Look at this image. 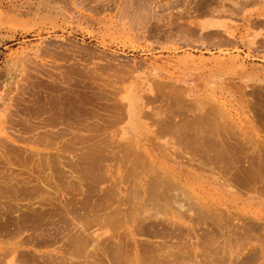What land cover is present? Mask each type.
<instances>
[{"label": "rangeland", "instance_id": "1", "mask_svg": "<svg viewBox=\"0 0 264 264\" xmlns=\"http://www.w3.org/2000/svg\"><path fill=\"white\" fill-rule=\"evenodd\" d=\"M212 21L264 54V0H0V264H264V83L178 57Z\"/></svg>", "mask_w": 264, "mask_h": 264}, {"label": "crops", "instance_id": "2", "mask_svg": "<svg viewBox=\"0 0 264 264\" xmlns=\"http://www.w3.org/2000/svg\"><path fill=\"white\" fill-rule=\"evenodd\" d=\"M213 18H206L205 21H211ZM223 22V19H217ZM258 22V21H257ZM264 21L258 22L257 31H264ZM224 23V22H223ZM219 24L215 22L208 23L205 30L201 29L202 41L204 42L201 46L199 54L194 51L197 49H192V51L185 52L178 57L185 58L186 63H184V79L190 81L189 84H198L213 82L220 83L221 81H229L232 76V72L236 73L237 80H246L248 82L254 83H264V58L258 51H252L250 53V60L245 59L239 52H244L247 48L242 46V43L236 37V47L226 45V43L218 42V44L205 43V36H211L222 32L223 29L217 27ZM263 26V27H261ZM264 37V36H263ZM208 38V37H207ZM254 39V38H253ZM260 41L262 47H264V40L255 38ZM254 42V41H253ZM264 51V48H262ZM245 55H248L245 53ZM194 67H193V65ZM241 65H244L243 67ZM244 68V69H243Z\"/></svg>", "mask_w": 264, "mask_h": 264}, {"label": "bare ground", "instance_id": "3", "mask_svg": "<svg viewBox=\"0 0 264 264\" xmlns=\"http://www.w3.org/2000/svg\"><path fill=\"white\" fill-rule=\"evenodd\" d=\"M58 81H59V80H58ZM68 95H69V94H68ZM76 96H77V95H76ZM57 97H58V96H57ZM59 97H60V96H59ZM59 97H58V98H55V99L60 100L59 103L62 104V98H61L62 96H61L60 98H59ZM63 97H64V96H63ZM77 97H78V96H77ZM67 99H68V97H67ZM82 99H83V98H82ZM65 100H66V99H65ZM75 100H76V99H75ZM75 100H74V102L72 101V104L75 103ZM83 100H84V99H83ZM68 101H69V100H68ZM84 102H85V101H84ZM76 104H77V103H76ZM76 104H75V105H76ZM79 104H80V103H79ZM79 104H78V105H79ZM63 105H64V104H63ZM63 105H61V106H63ZM73 105H74V104H73ZM54 106H55V105H54ZM76 106H77V105H76ZM81 106H82V104L80 105V107L77 106V108H78V113H79V110H80V112H81V109H82V111L84 110V109H83L84 107H81ZM58 107H60V106H58ZM85 109H86V108H85ZM95 109H96V108H95ZM134 109H135V105H131V106H130V111H129V118H130V125H131V127H136V126H137V123H136V122H137V115H136V113H135V112H137V111L134 112ZM210 109H211V108H210ZM60 111H61V110H60ZM84 111H85V110H84ZM61 112H62V111H61ZM212 113H213V111H212ZM60 115H62V114H60ZM56 117H58V116H56ZM56 117H55V118H56ZM218 117H219V116H218ZM60 118H61V116H60ZM60 118H59V119H60ZM28 119H29V118H28ZM56 119H57V118H56ZM227 122H228V121H227ZM227 122H226V123H227ZM186 123H187V122H186ZM211 123H212V122H211ZM76 125H77V124H76ZM228 125H229V124H228ZM25 126H26V125H25ZM27 126L30 127V126H33V125L30 123V121H28V122H27ZM27 126H26V127H27ZM81 126H82V125H81ZM211 126H212V125H211ZM86 127H87V124H86ZM231 127H232V126H231ZM212 128H214V127H212ZM68 129H69V128H68ZM75 129H76V128H75ZM79 129H80V128H79ZM79 129H78V130H79ZM218 129H219V128H218ZM66 131H68V130H66ZM209 131H211V129H210ZM213 133H214V132H213ZM230 133H231V132H230ZM207 134H208V133H207ZM55 135H56V134H55ZM63 136H64V135H63ZM206 136H208V135H206ZM211 140H212V139H211ZM89 145H90V144H89ZM243 146H244V145H243ZM259 151H260V150H259ZM33 153H34V152H33ZM7 154H8V153H7ZM3 155H4V154H3ZM4 156H5V155H4ZM4 156H2V154H1L0 157L3 158ZM11 156H12V155H11ZM5 158L7 159V162H9V164H11L10 161H8V160H12V159H10L9 156L4 157V159H5ZM6 159H5V160H6ZM0 162H1V161H0ZM190 162H191V161H190ZM12 163H13V162H12ZM45 163H46V162H45ZM250 163H251V162H250ZM32 165H33V164H32ZM37 165H38V164H37ZM38 166H39V165H38ZM40 166H41V165H40ZM52 172H53V171H52ZM43 174H44V173H43ZM36 176H37V175H36ZM46 178H47V177H46ZM12 182H13V180H12ZM12 182H11V183H12ZM47 188H48V187H47Z\"/></svg>", "mask_w": 264, "mask_h": 264}]
</instances>
